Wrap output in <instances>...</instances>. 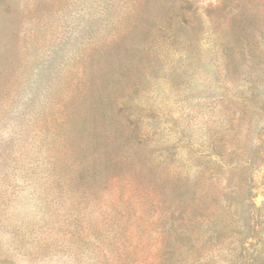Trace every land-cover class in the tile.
Returning a JSON list of instances; mask_svg holds the SVG:
<instances>
[{
	"label": "rangeland",
	"instance_id": "374dc122",
	"mask_svg": "<svg viewBox=\"0 0 264 264\" xmlns=\"http://www.w3.org/2000/svg\"><path fill=\"white\" fill-rule=\"evenodd\" d=\"M139 39L150 62L112 75V120L78 133L73 93ZM0 42V264H264V0H0ZM132 138L149 153L143 184ZM91 140L122 161L78 203L53 162L84 151L99 167Z\"/></svg>",
	"mask_w": 264,
	"mask_h": 264
},
{
	"label": "trees",
	"instance_id": "16d2710c",
	"mask_svg": "<svg viewBox=\"0 0 264 264\" xmlns=\"http://www.w3.org/2000/svg\"><path fill=\"white\" fill-rule=\"evenodd\" d=\"M9 5V6H8ZM8 8L9 13L6 16V27L11 37L15 34V25L19 21L18 14L20 12L17 8H14L10 4L5 5ZM179 12L171 11L169 14V19H173L174 17H178ZM178 30H170V34L172 37L176 36ZM12 34V35H11ZM135 36H140V33H136ZM145 36H150L149 30L145 33ZM14 38V37H13ZM141 39V38H140ZM140 39L137 40V45H131L129 49H125L124 55H121V46H115L113 50L105 51L102 55L97 57V65L94 68V65L90 67V72L94 73L95 76L101 74L98 79H87L90 81V84L86 86L85 91L81 88V91H77L73 93L74 99V109L75 116L73 118V126L78 131V133L83 134V132L89 130L90 122H93L94 125H97V120L101 117L103 120H112V116L108 113L115 104V97L117 95L119 85L121 82L120 77H115V75L119 72L122 73H133L140 72L139 63L140 64H148L150 61V48L145 47V41L140 43ZM174 42V41H173ZM124 47L122 46V49ZM2 52V42H0V53ZM104 58V59H102ZM1 61V56H0ZM114 63V64H113ZM1 70V69H0ZM93 71V72H92ZM2 71H0V75ZM101 78V79H100ZM1 81V79H0ZM3 83V82H2ZM0 82V86H2ZM83 84H81L82 87ZM90 105V112L83 116V111L85 106ZM150 117V116H149ZM151 116L150 118H152ZM140 114L137 115V119H135L136 128L135 131L136 137H141L138 134V126L141 122ZM77 136V135H75ZM87 138H99L95 133L90 132V135ZM132 140H136L135 143L132 144V147L128 152H124L123 154L128 156L134 164L137 165L133 172V179L137 181V183L143 184L140 180H147V173L145 170L147 169L148 164V151L145 146V138H132ZM90 144L95 147H99L101 151H103V159L99 165V167L95 165H90L87 155L84 151H77L74 154V160L66 161L64 163H60L58 161H54L57 167V175L53 178L52 184L53 186L63 191L67 196L73 197L78 203L80 202H90L93 198H95L98 187L100 183L99 176V168L104 166L105 169L112 168L116 166L118 163L122 161V158L119 155L113 154L112 151L109 150V144L104 143L102 141L91 140ZM122 143L129 144L130 138H122ZM71 146L72 148H76V142L74 138H68V140L64 141L65 146ZM128 157L125 159L127 160ZM119 158V159H118ZM64 169H62V168ZM115 177V176H112ZM116 178H119L116 176ZM113 178L108 177L106 181L112 180ZM86 237V235H84Z\"/></svg>",
	"mask_w": 264,
	"mask_h": 264
}]
</instances>
